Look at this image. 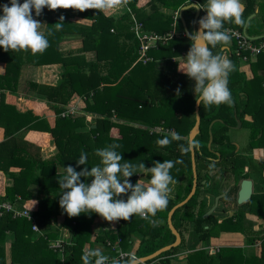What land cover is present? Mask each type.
I'll return each instance as SVG.
<instances>
[{"label": "trees", "instance_id": "1", "mask_svg": "<svg viewBox=\"0 0 264 264\" xmlns=\"http://www.w3.org/2000/svg\"><path fill=\"white\" fill-rule=\"evenodd\" d=\"M5 1L9 3V0ZM137 1H128L130 11L147 31L158 34L172 30V14L163 10L175 13L193 2L201 6L207 3V0H148L147 8L140 9L136 6ZM19 2L23 3V0ZM242 2L244 20L256 8L260 13L259 21H249L247 34L264 33V2ZM157 13L158 16L155 15ZM32 14L45 24L41 31L47 36L49 47L43 53L36 54L31 50H11L13 54L16 53L11 59L17 61V68L25 65H60V77L54 85L29 81V94L48 105L55 114V121L50 127L44 118L29 110L16 112L14 129L0 122L4 128V139L0 141V171L11 180L4 194L0 195V203L9 201L21 208L27 205V201L34 199L36 207L33 215L40 231L33 233L26 219H14L9 213L0 211V264H82L81 256L85 251L99 248L104 254L115 257L118 250H128L133 238L138 239L134 254L140 258L172 243L174 236L166 224L167 214L188 195L192 184L190 153L182 155L178 145L188 143V133L195 121L196 97L192 95L194 81L184 73L177 72V64L171 62V57L189 51L191 42L186 35L169 39L164 46L151 49L148 53L152 61L142 64L137 62L139 44L130 30V15L125 10L118 17L99 10L80 12L71 8L49 10L47 7L38 17L34 10ZM194 14L193 7L182 12L187 25L190 26ZM61 16L64 17L63 27L57 30L55 24L60 22ZM177 23L181 27L179 19ZM224 27L239 31L243 28L233 23H225ZM71 42L76 44L62 49L63 43L67 45ZM212 51L216 54L213 48ZM86 52L94 53L92 60H86ZM241 57L242 54L235 52L233 44L228 52V59L235 66L229 75L228 85L233 103L210 107L199 105V150L195 151V158L207 162L204 156L211 154L202 144V140L205 142L208 138L207 127L210 120L224 118L226 126L222 125L214 131V141L217 140L222 146L221 154L226 161L223 166L230 165V168L220 169L218 174L226 172L229 173L228 178L233 176L237 180L236 175L240 173L241 166H253L250 157L234 156L229 152L234 148L225 134L229 126L235 125L236 119L240 120L241 126L245 125L250 132L248 149L264 148V53L246 61L251 72L250 78L239 71ZM10 70L6 69L1 77L5 78ZM10 72L13 74L12 70ZM18 74V71L14 73L16 77ZM73 95L85 98L83 110L97 116L93 122L87 123L83 116H60ZM246 116L249 120L244 119ZM156 126L172 130L182 139L166 147L159 146L156 140L166 134L151 132L150 129ZM21 128L24 131L48 132L55 153L47 158L42 157L39 147L25 141L23 134H18ZM112 129L115 130L114 135ZM112 143L121 145L118 151L124 160L143 162L149 168L154 161L181 159L183 163L171 170L177 183L170 185L172 192L167 207L158 211L155 217H150L154 223L134 215L128 221L120 220L114 229L100 228L93 236L92 226L101 217L95 213H82L70 218L59 206L61 190L57 180L64 174V167H77L76 161L82 152L87 154V167L99 163L95 151ZM83 167H77V171ZM203 168L211 170L210 165ZM252 171L259 175L261 172L255 167ZM139 175L147 181L150 179V173H139L130 178L133 185L139 180ZM201 178H207V174L203 173ZM90 180L88 178L86 182ZM260 191L258 188L249 203L254 209L255 220L264 222V194ZM208 193L206 188H197L190 200L173 213V226L181 235L180 246L185 241L183 231L192 227L195 231L193 238L205 247L209 245L210 238L217 237L220 232H237L243 235L250 249L245 251L241 247H222L214 253L198 250L187 255V264H264V228L251 230L253 223L242 215L225 218L221 223L212 217L203 219L204 201H198V198ZM217 193L212 191L210 194ZM231 193L233 191L228 194ZM17 196L20 200L14 202ZM122 198L126 200L127 196ZM192 208L197 210L195 214L191 212ZM209 224L211 227L205 229L204 226ZM155 225L162 227L161 233L156 232ZM9 238L10 241H7ZM57 239L64 242L62 253L50 248V242ZM257 243L259 249L255 248ZM178 248H172L145 264H169L168 257Z\"/></svg>", "mask_w": 264, "mask_h": 264}, {"label": "clouds", "instance_id": "2", "mask_svg": "<svg viewBox=\"0 0 264 264\" xmlns=\"http://www.w3.org/2000/svg\"><path fill=\"white\" fill-rule=\"evenodd\" d=\"M122 3L123 0H23V3L9 0V4L0 5V48L5 52L31 50L36 54L43 53L49 47L47 36L40 31L45 24L33 17V10L37 17L46 7L49 10L71 8L80 12H106L117 9ZM193 6L198 10L203 9L206 15L196 22L199 24L197 31L185 30L191 46L187 55L181 58L184 61L181 71L195 82L197 105H231L233 97L228 86L229 75L235 66L230 59L214 54L212 48L230 44V30L224 27L225 23L245 26L242 17L244 4L242 0H207L203 6L199 3ZM63 21L64 17L61 16L60 22L55 24L57 30L63 27ZM181 139L178 133L172 132L170 136L157 139L156 144L166 147ZM120 147V144L112 143L97 149L94 154L99 158V163L90 168L86 166L87 154L84 152L76 161L77 167L84 166L80 171L71 165L64 167V174L57 180L61 190L59 206L70 218L82 213H95L113 222L128 221L138 215L154 223L150 217H155L158 211L167 207L172 192L170 185L177 183L171 170L183 161H154L149 168L143 162L124 160L118 151ZM198 147L196 141L178 145L182 155ZM143 172L150 173V179L147 182L139 179L133 185L130 178ZM88 178H91L90 183L86 182ZM124 196H127L126 200L122 198ZM137 259L133 253L124 251L110 257L99 248L89 249L81 256L82 264H137Z\"/></svg>", "mask_w": 264, "mask_h": 264}, {"label": "crops", "instance_id": "3", "mask_svg": "<svg viewBox=\"0 0 264 264\" xmlns=\"http://www.w3.org/2000/svg\"><path fill=\"white\" fill-rule=\"evenodd\" d=\"M147 2H148V0H138L136 6H137V8L145 9V8H147ZM263 2H264V0H256V3H259V4H261ZM3 3L9 4L5 0H0V5H2ZM163 12L168 13V14H172L173 23H172V30L170 31V33H173V35L170 39H172V38L178 39V38L184 37L185 31H184V28L182 26V23L180 21L181 27H179L180 25H178V23H177V20L179 19V17L177 16V20H174V14L176 12L172 13V11L167 10V9L163 10ZM105 13H107V14L109 13V15L113 16V17L120 16V14H117V11L115 12L114 10H112L111 13L109 11H106ZM159 13H157L155 15L158 16ZM203 13H206V12L203 10L200 15H202ZM251 15H249V16H251ZM134 17H135V15H134ZM259 18H260L259 9L256 8L255 12L253 13V16H251V18L248 20V22L246 24V28L248 27L249 21L251 19H256V22H257V21H259ZM245 22H246V20H245ZM185 25H186V28L188 31L194 32L195 25L193 23V20H192L190 26L187 25L186 23H185ZM130 30H131V27H130ZM249 35L251 37L259 36V35H253V34H249ZM260 35L263 36L264 33L261 31ZM65 44L66 43L62 44V49H66L67 46L71 47V46L75 45L76 43L71 42V43H68L67 45H65ZM233 44L234 43L231 40L229 45H227V46L217 45V47H215L213 49H214V52L216 54L218 53V54H221L224 57L228 58L229 49L232 47ZM164 45L165 44H163L162 46H164ZM157 48H154L152 50H156ZM187 53H188V51L180 52L179 54H176L175 56L171 57V62H175L177 64V72H179V73H183L181 70H183L184 61L181 58L185 57L187 55ZM13 55H16V53L13 54V52L11 50H9L8 52H5L3 49L0 50V122L4 123L5 125H7L11 129H14V127L16 125L14 120L17 118L16 112L24 113L25 111L30 110L34 115H37L39 117L44 118L47 121L48 125L50 127H52L54 125V121H55V114L48 107L47 104H45L42 101L35 99L33 96H31L29 94V81H36L39 83L54 85L60 77V72H61L60 65L59 64H48V65H43V66H39V67L38 66L25 65V66H20V68H17V61L13 62V60L11 59V58H13ZM148 55H149V53H148ZM84 56H85L86 60H92L94 53L86 52L84 54ZM149 57H150V55H149ZM150 58H151L150 61H152V57H150ZM245 65L246 66L240 67L239 71L245 73L246 78H250L251 72L249 69V65L246 62H245ZM6 69H8V70L11 69L13 74L10 72L11 70L9 71V74L7 71V76L5 78H2L1 76L4 74ZM17 71L19 73L18 77H16L14 75V73L15 72L17 73ZM194 86H195V82L193 83V87H192V95L193 96H195ZM68 107H74V109H75L74 113L70 116H73V117L83 116L87 123L93 122L95 120V118L97 117L94 114L91 115V114L84 112L83 109L85 107V98H81L78 95H73V97L70 100V102L68 103V105L65 106V110ZM240 127H242V126H240ZM19 131L20 132L18 134H23V139L25 141L30 142V143H32V144H34L40 148V153H41L42 157L47 158V157L52 156L55 153V148H54V144L52 142V137L48 132L38 131V130H25L24 131L23 128H21ZM170 131H172V130H170ZM111 133H113V135H114L115 130L112 129ZM166 135H170V134H166ZM3 139H4V128L0 126V141H2ZM262 152L264 153V150H262L261 148H257V149H254L252 151V155L255 157H257V156L259 157L263 154ZM141 177H143V176L139 175V179H141ZM144 180H145V182H147L146 178ZM10 184H11V180L7 179L5 177V175L0 171V195L4 194L5 187L9 186ZM34 201H35L34 199L27 201L26 202L27 207L34 210L36 207V203L34 205ZM98 222L100 224H98L96 226L94 231L97 228H98L97 229V231H98L100 228L101 229H114L117 227L115 221L114 222H108V221L104 220L103 218H100L98 220ZM157 227H159V229L156 230V232L159 231L161 233V231L163 230L162 227H160L159 225L154 226L155 229ZM94 234L96 235V233H94ZM189 234L190 233L188 231L187 232L183 231V238L185 241L181 246H179L178 251L175 252L173 255H171L169 264H187V255L189 254V252L191 253V250L189 247V245H190L189 242L191 241L189 239ZM227 234H230L232 237H230V238L225 237ZM7 241H10V238ZM132 241L133 242H132L131 246L133 247V250L130 249V247H131L130 246L126 252H133L136 249V247L138 245V239L133 238ZM258 246H259V243L256 244L255 248L259 249ZM222 247H230V248L241 247L245 251L250 249V246L245 244V240H244L243 235L238 234V233L220 232L217 237H211L210 238L208 246H206L205 248H202L201 244H198L196 246L195 250L201 249V250L209 251V253H214V252L218 251L219 249H221ZM152 264H158V262H155Z\"/></svg>", "mask_w": 264, "mask_h": 264}, {"label": "flooded vegetation", "instance_id": "4", "mask_svg": "<svg viewBox=\"0 0 264 264\" xmlns=\"http://www.w3.org/2000/svg\"><path fill=\"white\" fill-rule=\"evenodd\" d=\"M233 110H234V114H235V108H233ZM244 119L249 120V117L246 116ZM236 120H238V119H236ZM222 125L226 126V124L224 123V118H222V117H216V118L210 120V123H209V125L207 127V131H206L208 138L205 142H204V140H202V144L205 145L206 150L211 155L210 156H208V155L204 156L207 162H203V161L197 159V157L195 158L196 172L198 174V176L196 178V182H197L196 183V189L199 188L202 190V189L206 188L209 190L210 193H212V191H218V193L215 195L208 193L206 195L201 194L199 196L198 201H200V200L204 201L202 218L208 211H210V209L212 207L215 206L214 210L208 215V217L203 218V219H207L209 217H212L213 220L216 219L218 223H221L225 218H230V217L232 218L233 216H241L242 215V217H245L246 219L249 220V218L251 216L255 217L253 215L254 209L252 208V205L249 203L251 197L253 196V194L256 191H258V188L261 189V191H260L261 194H264V169H263L264 168V154H262L259 157L253 156L252 151L254 149H257V148H253V149L249 150L248 149V143L245 146L246 147L245 151L240 152V147L239 146L236 147L237 143L234 142L233 140L227 138L228 139L227 141L234 146V148L229 150V152L233 153L234 156L250 157L251 158L250 163L252 164L253 168L254 167L257 169L259 168L261 170V172L259 175V173L252 171V169H253L252 167L249 168V167L243 165V166H241L240 173L236 175V176H238L237 177L238 180L235 179L233 176L228 178L229 173H226V172L225 173L223 172L222 174L219 175L218 172L220 171V169L224 170V169L230 168V165L229 166H226V165L223 166V163L226 161H225V158L222 156L223 154H221L222 146L220 145V142H218L217 140L214 141V138H215L214 137V131H216V129L218 127H222ZM236 129H237L236 124L229 126V128L225 132L226 136L228 134V131L236 130ZM199 132H200V130H199ZM199 132L195 136L193 141L199 142V140L197 139ZM210 136H211V141H210ZM261 149L264 150V148H261ZM197 150H199V147L197 149H195L194 151H197ZM198 156H201V154L198 153ZM199 165H200L201 169L197 168V167H199ZM208 165H210L211 170H207L206 168L205 169L203 168V167H206ZM203 173L207 174V178H201ZM251 176H254L256 178V189L255 190H254V182H253V179L251 178ZM211 177H213L214 179ZM192 180H193V177H192ZM242 180H250L251 181V189H252L251 190V196L249 199H247L243 203H238L237 202V192H238L239 185H240ZM191 186H192V184H191ZM196 189H195V192H196ZM230 191H233V193L228 194ZM220 195H223V196L218 199V201L215 205V199L217 197H219ZM191 212L195 214V212H197V210L195 208H192ZM213 220H211L210 223H212ZM253 220L255 222L253 223V221L251 220L253 224H252V226H250V228L253 231H257V230H259L258 229L259 225L256 223L255 219H253ZM210 227H211L210 224H209V226L208 225L204 226L205 229L210 228ZM188 232L190 233L189 239L191 241L189 242L190 243L189 247H190L191 253L197 250V249L195 250V248L198 244H201L202 248H205V246L203 245L202 242L196 241L193 238L195 231L192 229V227L190 228V230ZM230 233H237V232H230ZM238 234H240V233H238ZM181 242H182V240H181ZM181 242H180V244H181ZM180 244L178 246H180ZM170 258H171V256L168 257L169 262H170Z\"/></svg>", "mask_w": 264, "mask_h": 264}, {"label": "built area", "instance_id": "5", "mask_svg": "<svg viewBox=\"0 0 264 264\" xmlns=\"http://www.w3.org/2000/svg\"><path fill=\"white\" fill-rule=\"evenodd\" d=\"M129 0H123L122 5L120 6L122 10H125L130 15L131 20V31L135 36L136 40L138 41V49H137V62H141L145 64L151 60L148 55V52L151 49L157 48L160 45L165 44L173 35V33H166V34H158L155 32L147 31L143 24L139 22L128 6ZM178 12L174 14V20H177ZM229 29V34L231 36V40L235 45V52L239 55L242 54L241 61L246 62L249 58H255L256 56L264 53V38L258 40L249 39L247 36L243 34L242 31L226 28ZM74 107H68L65 111H63L60 116L64 117L67 115H72L74 113ZM151 132L158 133V134H170L172 131L168 129H163L160 126L153 127L150 129ZM91 180L89 181V183ZM20 200V197L17 196L14 202ZM0 211L1 213H9L12 218H24L30 223V229L33 233H40L39 228L37 226L36 219L33 215V210L28 208L27 205L21 208L16 207L15 203H11L9 201H4L0 203ZM0 213V214H1ZM116 225L118 226L120 223L119 221H115ZM64 247V242L61 239L54 240L50 242V248L58 253H62ZM121 250L117 251L116 256ZM126 252V251H124ZM134 254V251L131 252ZM135 255V254H134ZM138 258V257H137Z\"/></svg>", "mask_w": 264, "mask_h": 264}, {"label": "water", "instance_id": "6", "mask_svg": "<svg viewBox=\"0 0 264 264\" xmlns=\"http://www.w3.org/2000/svg\"><path fill=\"white\" fill-rule=\"evenodd\" d=\"M196 3L193 2L189 5H186V6H183L181 7L179 10H178V17L182 23V26L184 28V31L187 30L186 28V25H185V22L182 18V12L185 11L186 9L190 8V7H193L195 9V14H194V19H193V23L195 25V29H194V32L197 31L199 29V24L196 23L201 17L205 16L206 13H203L202 15L201 14V9H196L193 5H195ZM253 16V14L251 15ZM251 16H249L247 19H246V22H245V26L243 27L242 29V32L245 36H247L249 39H252V40H258V39H261V38H264V35H259V36H255V37H251L250 35L247 34L246 32V24L248 22V20L251 18ZM198 110H199V105L196 104L195 102V105H194V113H195V121H194V124L191 128V130L189 131V134H188V142L190 141H193V139L195 138V136L198 134L199 132V125H200V117H199V114H198ZM240 120H236V125L238 127H240ZM210 141H211V136H210ZM237 147V145H236ZM190 161H191V171H192V177H193V180H192V186H191V189L188 193V195L180 202H178L177 204H175L168 212L167 214V218H166V223H167V226L169 228V230L171 231L172 235L174 236V241L166 246H163L161 248H159L158 250H156L155 252H153L152 254L148 255V256H145V257H140L137 259V264H145L146 262L158 257L160 254L166 252V251H169L170 249L172 248H175L177 247L180 242H181V236L179 234V232L175 229V227L173 226L172 224V215L173 213L175 212L176 209L180 208L181 206H183L184 204H186L190 198L193 196V194L195 193V189H196V178H197V172H196V162H195V151L193 150L192 152H190ZM251 181L250 180H242L240 185H239V189H238V192H237V202L238 203H243L244 201H246L247 199L250 198L251 196ZM223 195H220L219 197H217L215 199V205L218 201V199L220 197H222ZM215 207V206H214ZM214 207H212L210 209V211H208L204 216L203 218H206L208 217V215L214 210Z\"/></svg>", "mask_w": 264, "mask_h": 264}, {"label": "rangeland", "instance_id": "7", "mask_svg": "<svg viewBox=\"0 0 264 264\" xmlns=\"http://www.w3.org/2000/svg\"><path fill=\"white\" fill-rule=\"evenodd\" d=\"M3 4H5V3H3ZM2 4V5H3ZM115 12L117 11V14H120L121 15V13H122V8L119 6L117 9H115L114 10ZM110 13L112 12V10L111 11H109ZM0 14H2V12H0ZM109 14V13H108ZM43 27V26H42ZM42 27H41V29H40V31L42 30ZM243 66H246L245 65V62H240L239 63V68L240 67H243ZM236 127H237V129L236 130H230V131H228V134H227V138L228 139H231V140H233L234 142H236L237 143V146H239L240 147V152H242V151H245V149H246V145H247V143H248V141H249V134H250V132H249V130L247 129V127L244 125V126H242V127H238L237 125H236ZM249 153V152H248ZM264 154V153H263ZM198 169H201V167H200V165H199V167H197ZM251 178L253 179V182H254V190L256 189V178L254 177V176H251ZM141 179H143V181H145L144 179L145 178H143V177H141ZM172 187V186H171ZM240 206V205H239ZM102 218V217H101ZM253 219H255V217H253V216H251L250 218H249V220L251 221H253V223L255 222ZM251 221V222H252ZM114 222V221H113ZM103 223V222H102ZM101 223V224H102ZM256 223L259 225L258 226V229H261V228H264V222H262L261 220H256ZM98 224H100L99 222H98V220H97V222L96 223H94V225L92 226V233H93V236L95 235L94 233H96V231H97V229L94 231V229L96 228V226L98 225ZM165 228H167V227H164V229ZM159 229V227H157L156 228V230H158ZM169 229V228H168ZM190 230V228L189 229H187V231H189ZM186 231V232H187ZM171 232V231H170ZM227 233H229V232H227ZM225 237H227V238H230V237H232L230 234H227ZM130 249L131 250H133V247L131 246L130 247Z\"/></svg>", "mask_w": 264, "mask_h": 264}]
</instances>
